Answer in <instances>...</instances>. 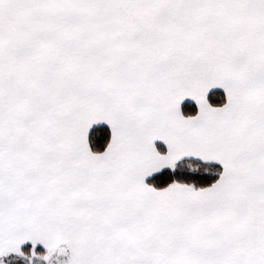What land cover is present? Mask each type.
<instances>
[{
    "label": "snow or ice",
    "instance_id": "1",
    "mask_svg": "<svg viewBox=\"0 0 264 264\" xmlns=\"http://www.w3.org/2000/svg\"><path fill=\"white\" fill-rule=\"evenodd\" d=\"M0 264H264V0H0Z\"/></svg>",
    "mask_w": 264,
    "mask_h": 264
}]
</instances>
